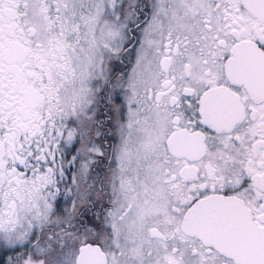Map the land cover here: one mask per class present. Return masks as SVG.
<instances>
[{
  "label": "snow or ice",
  "instance_id": "obj_1",
  "mask_svg": "<svg viewBox=\"0 0 264 264\" xmlns=\"http://www.w3.org/2000/svg\"><path fill=\"white\" fill-rule=\"evenodd\" d=\"M0 264H264V0H0Z\"/></svg>",
  "mask_w": 264,
  "mask_h": 264
}]
</instances>
